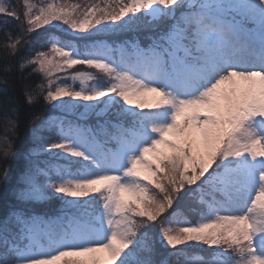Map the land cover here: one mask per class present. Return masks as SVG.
<instances>
[{
	"label": "snow or ice",
	"instance_id": "6c2138e0",
	"mask_svg": "<svg viewBox=\"0 0 264 264\" xmlns=\"http://www.w3.org/2000/svg\"><path fill=\"white\" fill-rule=\"evenodd\" d=\"M13 161L0 264H264V0H0Z\"/></svg>",
	"mask_w": 264,
	"mask_h": 264
},
{
	"label": "trees",
	"instance_id": "16d2710c",
	"mask_svg": "<svg viewBox=\"0 0 264 264\" xmlns=\"http://www.w3.org/2000/svg\"><path fill=\"white\" fill-rule=\"evenodd\" d=\"M50 27V26H49ZM43 31V30H41ZM54 34H57V35H60L61 37H64L65 34L62 32V31H59V30H52ZM76 70H80V71H93L94 74L97 76V78L100 80V81H106V78L104 76H102L100 73H97L95 72V70H91V69H87V68H84L82 66H77L76 69H73V71H76ZM76 87H79V85H75ZM18 147H20L21 145L18 143L17 145ZM11 168H12V171H11V179L9 180L8 184H3V183H0V201H2V198L4 196V190L7 188V187H10L11 184L14 182V178H15V175H16V162L13 161L11 163ZM194 214H190L189 215V219L193 217Z\"/></svg>",
	"mask_w": 264,
	"mask_h": 264
},
{
	"label": "rangeland",
	"instance_id": "374dc122",
	"mask_svg": "<svg viewBox=\"0 0 264 264\" xmlns=\"http://www.w3.org/2000/svg\"><path fill=\"white\" fill-rule=\"evenodd\" d=\"M198 217L196 216V215H193V217L192 218H190V220H196Z\"/></svg>",
	"mask_w": 264,
	"mask_h": 264
}]
</instances>
